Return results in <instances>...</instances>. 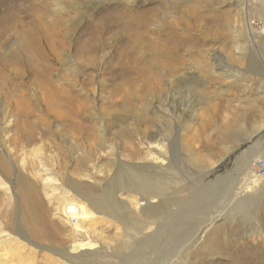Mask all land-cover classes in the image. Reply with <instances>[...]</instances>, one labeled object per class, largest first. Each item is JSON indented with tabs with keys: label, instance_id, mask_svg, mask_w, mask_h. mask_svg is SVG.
<instances>
[{
	"label": "rangeland",
	"instance_id": "obj_1",
	"mask_svg": "<svg viewBox=\"0 0 264 264\" xmlns=\"http://www.w3.org/2000/svg\"><path fill=\"white\" fill-rule=\"evenodd\" d=\"M138 1L19 0L4 16L0 240H27L32 259L24 252L20 264H70L55 255L73 238L60 230V196L72 186L100 196L119 165H155L147 143L166 145L154 155L173 166L180 200L196 191V210L208 203L203 189L213 175L235 174L229 153L264 127V0ZM225 63L241 70L237 79L219 67ZM49 174L53 187L43 181ZM121 196L146 222L134 194ZM239 202L225 212L223 205V221L184 253H192L188 264H244L254 246L264 253V197L255 216ZM97 230L92 240L120 257L123 226L112 220ZM168 238L147 243L153 255L165 258ZM154 259L134 262L161 264Z\"/></svg>",
	"mask_w": 264,
	"mask_h": 264
},
{
	"label": "bare ground",
	"instance_id": "obj_2",
	"mask_svg": "<svg viewBox=\"0 0 264 264\" xmlns=\"http://www.w3.org/2000/svg\"><path fill=\"white\" fill-rule=\"evenodd\" d=\"M18 1L19 0H0V41L6 38L9 33L4 26V16L16 8ZM120 1L126 3L128 7L135 6L139 3L138 0ZM140 1L145 3V1ZM115 18L116 17H114V19ZM13 19L14 21L17 20L16 17ZM110 19L113 20V17L106 19L104 22H111ZM217 59H219V57H217ZM219 67L229 72L230 77L233 79H237L241 73L240 69H236L230 64L225 63L219 65ZM180 117L179 115V118ZM152 138L155 140L156 136ZM157 141L158 142L147 143L146 149L149 152L146 160L151 158L153 162H156L155 165L158 166L147 164L142 167L137 165L138 167L133 166V168H128L126 166L127 164L119 165V170H116L117 172L110 180V183L104 188V194L100 196L92 195L78 188H74L73 186L70 187L68 191L65 190L62 196H60V207L58 209L60 215H62V210L64 209L63 217L65 218L60 217L61 219L63 218V229L60 230L64 231L66 228H70V233L73 238L71 245L65 251L56 253L55 255L70 264H116V261H118V264H139L134 262V259L140 257H142L145 262L155 258L154 260L156 262H161V264H188V262H190L188 258L192 253L191 251H188L185 255L184 253L190 250L189 248L194 246L203 235H207L212 231L217 222L223 221L221 218H224V214L222 215V212L220 213L223 205L227 204L226 209H223L225 212L228 209V205L230 207L232 203L243 201L241 203H245L244 206L249 210V214L255 216L259 200L261 197H264V192L254 196L264 188V170L260 169L257 173L254 169L256 164L260 168L264 167V127L245 140L237 149L233 150V152L229 153V164L235 169V174L233 175L232 173L233 177L226 176V179L223 178L222 175L219 177H217L218 174L213 175L212 180H210L209 184L203 189L206 191L205 193L208 192L207 195L204 194L208 203L205 204V206H198L196 210L193 208L189 210L192 206L190 199L194 197L195 193L193 192L196 191L189 192L192 194L186 199L180 200L178 197L180 189L177 188L179 185L177 183L178 178L175 171H173V166L169 165L164 167L165 165L162 164V159L155 157L154 153L162 154L165 153L166 150V145L159 140ZM257 160H259L260 163L263 162V164L261 163L263 167H261L260 163L256 162ZM34 163L36 164V162ZM35 164L33 166H35ZM238 166L244 167L243 172L237 169ZM242 176H244V184L242 187H239L236 180ZM43 181L46 185H52L51 187L58 182L51 177L50 174L43 177ZM172 185H174V187ZM4 186L6 185L4 184ZM55 190L53 188V192H55ZM126 191L134 194V196L130 198V201L136 204L137 207H135L140 210L139 215H141L144 220H147L146 222L137 219V215L132 213L128 205L123 201L121 195ZM199 192L201 194L202 189L198 190V195ZM230 193L233 197L228 199ZM196 196L197 193L194 199ZM139 197H141L142 200H139ZM140 201L146 202L143 204L145 207L142 209L141 206L143 205H141ZM172 207L176 208L173 209ZM204 215L206 217H204ZM199 219H201L200 222H198ZM112 220H115L123 226L120 242L115 245L116 253L118 252L121 258L111 253L110 246H100L92 240L91 236L92 232L96 233L98 226L104 223L110 224ZM86 225L89 226L90 231L86 229ZM154 226H158L155 232L152 231L147 238L142 236L144 230H150ZM184 229V233L180 234ZM101 235H99V237ZM165 238H168L170 244L167 250H165L167 253L163 259L164 255L161 252L159 257L158 255H153L154 249L153 247H149L147 243H153L156 239H158L159 242ZM107 239L109 238H106L105 241H107ZM109 241H107V243ZM27 243V240L23 238H13L8 241L0 240V264H20L24 257L23 254L27 250ZM137 244H139V246H137ZM133 249L134 252H131ZM248 250V259H246L247 256L243 258L245 259L244 264H264V253L259 246L248 248L247 251ZM30 252L33 251L30 250ZM129 252L131 254L126 258L125 254ZM28 254L29 253H27V256ZM10 255L12 260H10ZM238 256L234 257V260L239 259L242 261V256H240V254ZM28 257L32 259L31 256ZM145 262L142 264H145Z\"/></svg>",
	"mask_w": 264,
	"mask_h": 264
}]
</instances>
